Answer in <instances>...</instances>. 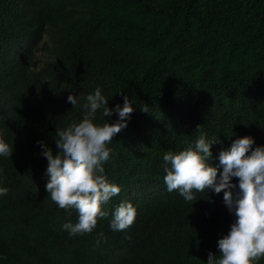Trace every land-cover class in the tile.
Here are the masks:
<instances>
[{
  "label": "trees",
  "instance_id": "1",
  "mask_svg": "<svg viewBox=\"0 0 264 264\" xmlns=\"http://www.w3.org/2000/svg\"><path fill=\"white\" fill-rule=\"evenodd\" d=\"M97 88L110 108L127 95L134 112L103 165L121 192L90 234L73 236L63 225L78 222V212L52 202L37 142L55 155L56 130L83 119ZM118 118L101 109L93 122ZM0 135L13 147L11 158L0 156V187L9 189L0 196V264L219 258L217 242L234 222L223 192H194L191 202L169 192L163 157L204 135L219 141L209 160L219 177V153L236 139L264 146V0H0ZM121 202L137 216L115 231Z\"/></svg>",
  "mask_w": 264,
  "mask_h": 264
},
{
  "label": "clouds",
  "instance_id": "2",
  "mask_svg": "<svg viewBox=\"0 0 264 264\" xmlns=\"http://www.w3.org/2000/svg\"><path fill=\"white\" fill-rule=\"evenodd\" d=\"M123 101V107L116 104L110 108L108 99L97 88L86 97L83 119L56 130L55 155L44 141L37 142L48 162L46 191L52 202L60 209L78 212V222L63 225L70 235L90 234L98 220L109 215L103 206L121 192L120 186L107 180L103 165L111 158L108 145L127 127L134 112L127 95H123ZM67 102L75 107L77 96L70 94ZM101 109L104 117L115 113L119 118L114 123L95 124L96 113ZM218 142L200 135L178 154L166 153L164 183L169 192L177 191L190 202L196 200L194 192L208 189L216 194L223 192V203L234 216V222L217 242L219 258L209 251L207 264H259L264 258V146L253 148L255 141L251 136L236 139L230 149L219 153L223 171L218 177L217 167L209 163L212 145ZM12 155L13 147L0 135V156ZM233 178L238 179V184L233 183ZM8 192V188L0 187V196ZM136 216L132 203L121 202L112 213L110 227L125 231L134 224Z\"/></svg>",
  "mask_w": 264,
  "mask_h": 264
},
{
  "label": "rangeland",
  "instance_id": "3",
  "mask_svg": "<svg viewBox=\"0 0 264 264\" xmlns=\"http://www.w3.org/2000/svg\"><path fill=\"white\" fill-rule=\"evenodd\" d=\"M37 54L39 57H42L44 55V50H38Z\"/></svg>",
  "mask_w": 264,
  "mask_h": 264
}]
</instances>
